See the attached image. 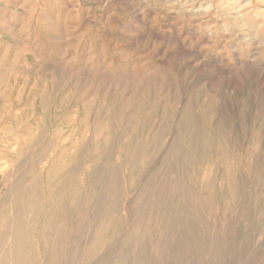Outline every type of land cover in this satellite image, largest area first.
Returning a JSON list of instances; mask_svg holds the SVG:
<instances>
[{
  "label": "rangeland",
  "instance_id": "1",
  "mask_svg": "<svg viewBox=\"0 0 264 264\" xmlns=\"http://www.w3.org/2000/svg\"><path fill=\"white\" fill-rule=\"evenodd\" d=\"M0 218V264H264V0H0Z\"/></svg>",
  "mask_w": 264,
  "mask_h": 264
},
{
  "label": "bare ground",
  "instance_id": "2",
  "mask_svg": "<svg viewBox=\"0 0 264 264\" xmlns=\"http://www.w3.org/2000/svg\"><path fill=\"white\" fill-rule=\"evenodd\" d=\"M106 167V166H105ZM53 171V170H52ZM65 177V176H64ZM11 178V177H10ZM56 180V179H55ZM57 181V180H56ZM16 183V182H15ZM22 183V182H21ZM15 190V189H14ZM58 190V189H57ZM15 192V191H14ZM4 194H6V193H4ZM41 195V194H40ZM49 195V194H48ZM58 195V194H57ZM20 197V196H19ZM35 199V198H34ZM25 201V200H24ZM31 203H32V201H31ZM58 203V202H57ZM17 206V205H16ZM29 206V205H28ZM54 206H56V205H54ZM78 206V205H77ZM5 207V206H4ZM18 208V207H17ZM27 215V214H26ZM30 216H31V214H30ZM28 217V216H27ZM1 219V218H0ZM28 223V222H27ZM7 228V227H6ZM10 228V227H9ZM29 230V229H28ZM7 231V230H6ZM30 233V232H29ZM4 234H6V233H4ZM33 234V233H32ZM2 235V234H1ZM5 240V239H4ZM22 239H20L19 238V234H16L15 235V238H11V239H9V251H8V258L10 259V258H14L13 260H16V261H18L21 257H24L23 256V252H22V244L20 243V242H22L21 241ZM37 240V239H36ZM34 244V243H33ZM31 247V246H30ZM12 248H14V251H11L12 250ZM31 250V249H30ZM47 251V250H46ZM32 252V251H31ZM34 253V252H33ZM36 256V255H35ZM4 257V256H3ZM14 263L15 264H20V263H18V262H15L14 261Z\"/></svg>",
  "mask_w": 264,
  "mask_h": 264
}]
</instances>
